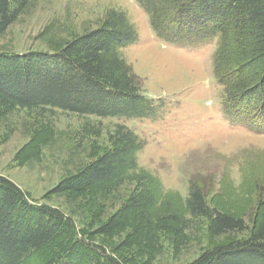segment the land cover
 <instances>
[{
  "label": "rangeland",
  "instance_id": "rangeland-1",
  "mask_svg": "<svg viewBox=\"0 0 264 264\" xmlns=\"http://www.w3.org/2000/svg\"><path fill=\"white\" fill-rule=\"evenodd\" d=\"M0 35V78L20 63L10 53L61 51L77 37L100 28L112 11L124 12L137 39L120 49L153 102L149 117H98L58 108H8L0 103V176L37 204L61 209L75 222L56 245L20 264H44L55 255L92 264L96 250H82L83 237L125 264H187L206 249L239 234L211 235L194 217L187 199L199 187L208 203L252 223L264 212V132L232 124L223 108L205 46L165 42L151 29L137 0H25ZM169 26L178 23L165 13ZM226 81L239 82L236 120L264 131L262 64L249 49L229 48ZM118 124L138 136L123 151L125 171L106 181L85 179L88 167L116 146ZM110 264V263H106Z\"/></svg>",
  "mask_w": 264,
  "mask_h": 264
},
{
  "label": "trees",
  "instance_id": "trees-1",
  "mask_svg": "<svg viewBox=\"0 0 264 264\" xmlns=\"http://www.w3.org/2000/svg\"><path fill=\"white\" fill-rule=\"evenodd\" d=\"M25 0H0V35L15 17L13 4ZM146 13L152 31L165 42L183 46H205L216 41L212 56L217 82L225 88L223 108L232 124L236 120L239 82L227 77V56L236 38L239 49H249L261 62L260 81L264 83V0H137ZM165 13L178 23L169 26ZM134 24L124 12L112 10L100 28L77 37L61 51L10 53L20 63L0 78V103L8 108H58L78 115L144 118L154 113L153 102L142 92L137 75L122 58L120 49L137 39ZM264 102V101H263ZM115 149L88 167L87 180L106 181L120 175L127 166L125 153L137 146L138 136L118 124ZM189 212L205 219L214 236L239 234L209 247L187 264H264V212L252 223L243 217L212 207L199 187H192L187 199ZM75 222L61 209L37 204L12 180L0 176V264H20L40 253ZM82 250H96L92 264H125L101 245L75 238ZM55 255L44 264H80L78 256Z\"/></svg>",
  "mask_w": 264,
  "mask_h": 264
}]
</instances>
